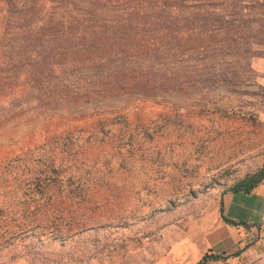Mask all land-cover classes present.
<instances>
[{
    "label": "rangeland",
    "instance_id": "obj_1",
    "mask_svg": "<svg viewBox=\"0 0 264 264\" xmlns=\"http://www.w3.org/2000/svg\"><path fill=\"white\" fill-rule=\"evenodd\" d=\"M257 28H239L231 47L218 31V76L205 87L0 128V264H153L217 220L220 193L264 164Z\"/></svg>",
    "mask_w": 264,
    "mask_h": 264
},
{
    "label": "trees",
    "instance_id": "obj_2",
    "mask_svg": "<svg viewBox=\"0 0 264 264\" xmlns=\"http://www.w3.org/2000/svg\"><path fill=\"white\" fill-rule=\"evenodd\" d=\"M254 19L260 44L264 0H0V128L29 112L205 87L218 76V31L231 47ZM237 39L248 49V36ZM263 180L264 164L222 193ZM221 258L205 253L196 264Z\"/></svg>",
    "mask_w": 264,
    "mask_h": 264
},
{
    "label": "crops",
    "instance_id": "obj_3",
    "mask_svg": "<svg viewBox=\"0 0 264 264\" xmlns=\"http://www.w3.org/2000/svg\"><path fill=\"white\" fill-rule=\"evenodd\" d=\"M221 213L245 226L226 224ZM193 227L192 236H176L153 264H196L205 253L222 256L209 264H264V180L247 194L220 193L218 219Z\"/></svg>",
    "mask_w": 264,
    "mask_h": 264
},
{
    "label": "built area",
    "instance_id": "obj_4",
    "mask_svg": "<svg viewBox=\"0 0 264 264\" xmlns=\"http://www.w3.org/2000/svg\"><path fill=\"white\" fill-rule=\"evenodd\" d=\"M258 238H260L261 237V234H258V236H257Z\"/></svg>",
    "mask_w": 264,
    "mask_h": 264
}]
</instances>
